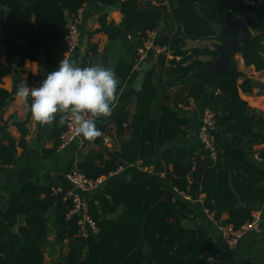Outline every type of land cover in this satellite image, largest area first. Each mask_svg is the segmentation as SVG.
<instances>
[{
	"label": "trees",
	"instance_id": "trees-1",
	"mask_svg": "<svg viewBox=\"0 0 264 264\" xmlns=\"http://www.w3.org/2000/svg\"><path fill=\"white\" fill-rule=\"evenodd\" d=\"M168 1L169 7L160 3V0H99L104 9L119 8L124 18L122 24L117 26L107 20L106 14L100 16V31L107 34L110 40L121 37L124 39L129 34L142 37L150 30H158L164 21L171 26V20L176 25V31L166 36H163L162 30L159 32V42L169 48L172 59L168 60L166 54H161L157 64L146 75L143 90L137 94L136 114L129 127L132 130L131 139L123 142L121 150L111 154L109 160L97 155L95 160L100 161L98 164L83 160L77 166L92 180L109 177L123 168L118 179L110 180L111 189L107 190V197L101 198L99 202L90 201V213L98 224V239L95 235L83 237L79 232L78 217L69 216L71 202H63L62 197L52 195L51 190L47 191L50 201H57L55 222L59 238L73 240L65 264H143L146 260L143 256L146 241L152 248L149 264H204L199 256L206 251H213L211 240L205 232L183 227L182 220L193 213L188 203L176 199L174 190L165 188V182L159 176L140 171L134 164L140 159L147 162L157 154L160 145L174 139L182 132V127L189 126L188 119L169 110H165L159 120L152 119V104L156 98L154 75L157 69L165 70L168 64H172L174 67L169 72H180L179 68L183 63L192 59L183 50L187 40L215 39L224 43L226 36L215 33L210 22L233 27L232 13L237 8L228 0ZM89 2L90 0H0V27L6 34V38L0 39V83L2 75L10 73L14 63L21 67L27 60L37 61L42 52L48 72L55 70L68 50V21ZM90 50L93 56L86 57L81 67L92 65L98 55L97 45H92ZM198 52L212 58L217 57V52L210 47L198 49L194 54ZM179 56L181 60L177 61L176 57ZM242 56L248 65L255 66L259 71L264 69V25L258 27L248 39ZM115 73L123 83L129 82L132 79L133 65L122 60ZM210 77L208 70L200 72L198 83L192 86L189 96L199 99ZM240 77L242 73L234 60L218 82L220 93L211 97L212 108L223 113L216 114L217 125L213 135L217 148L223 134L222 127L226 126L228 131L241 128L243 133H247L253 125L247 117V103L239 96ZM242 88L249 91L251 85L246 83ZM9 96L6 90L0 88V112ZM4 128L2 126V130ZM65 128L66 125L56 135L57 147ZM150 128L153 129L152 132L149 131ZM103 131L110 134L108 130ZM6 140L8 144L0 146V162L10 165L16 159V141L10 135L6 136ZM96 140L102 143L99 139ZM185 157V152L180 148H172L162 154L163 162L173 166V170L167 174V180L171 182L173 189L192 200L204 193L205 207L211 213L215 212V218L219 219L220 213L215 211L213 203L219 202L217 191L215 192L217 168L213 166L214 159L205 151L195 159L193 169V164L185 162ZM129 176L131 181H128ZM32 190L34 194L42 191L37 188ZM252 191L251 201L264 200V190ZM121 205L126 208L123 214L115 220L106 218L115 214ZM235 206L236 199L232 198V201L221 207L230 209V217L226 223L239 228L251 219V209ZM16 215L17 210L13 205L0 209V238L7 242L0 244V264H42L38 244L46 234L45 214L38 210L31 211L29 226L23 231L25 243L19 250H15L19 236L10 231ZM33 247L38 252L36 258L31 257ZM85 249L87 253L84 252Z\"/></svg>",
	"mask_w": 264,
	"mask_h": 264
},
{
	"label": "crops",
	"instance_id": "crops-1",
	"mask_svg": "<svg viewBox=\"0 0 264 264\" xmlns=\"http://www.w3.org/2000/svg\"><path fill=\"white\" fill-rule=\"evenodd\" d=\"M228 1L237 8V11L232 13V18L255 16L258 19L259 27L264 25V6H249L245 0ZM154 3L157 4L155 1ZM160 3L170 6L168 0H160ZM102 14H106L107 20L117 26H120L124 20L119 8H103L98 12H93L86 7L78 24L79 45L66 58L75 60L77 66L81 67L86 57L93 56V52L90 50L91 46L97 45L98 55L94 58L92 65L99 64L114 71L122 60L133 65L132 79L125 83L119 79V103L114 109L113 115L109 118H98L96 121L100 130H108L110 133V142L107 145L98 142V140L82 141L81 137H78L65 149L58 150L56 135L63 128V126H59L58 120L50 126H41L32 120L30 105L17 98L16 92L21 81L28 82L33 76L41 77V62L43 59L45 60L43 52L37 61L27 60L21 67H17L14 63L12 71L1 77L0 88L6 90L10 96L3 111L0 112V146L8 144L7 135L15 139L16 159L10 165L0 162V209L13 205L17 210L16 218L10 225V231L19 236L15 250H19L20 246L25 243L23 231L29 226L31 211L38 210L45 214L46 234L43 241L38 244L43 258L42 264H65L66 256L73 242L69 238H59V230L55 222L57 201L52 203L47 191L53 192L56 187L69 188L70 184L65 177L67 171L77 167L83 160L98 164L100 161L95 160L97 155L102 156L104 160H109L111 154L121 150L123 142L131 139L132 130L129 127L136 114L137 94L139 93L134 88V82L142 73L144 66V63H138L137 55L141 36L134 37L129 34L124 39L121 37L110 40L107 34L100 31L99 18ZM170 22H172L171 26H168L167 22H163L161 29L163 36L172 35L176 31L173 20ZM256 30H252L253 33ZM218 43L215 39L187 40L183 50H186L187 57L192 56V59L183 63V66L179 68L180 72L171 74L169 70L174 67L172 64H168L165 70L157 69L154 75L156 98L152 104V119L159 120L165 110H169L178 113L181 118L188 119L189 126L182 127V132L174 139L160 145L157 154L151 156L147 162L140 159L134 166L140 171L159 176L165 182V188L174 190L176 199L188 203L193 209V213L187 219L182 220V225L190 228L185 224V221H194L197 225L196 231L205 232L209 236L213 246L212 252L219 254L218 264H264V200H250L252 189L264 190V166L256 157H264V69L259 71L255 66L248 65L242 54L236 56L238 70L242 73V77L238 80L239 96L247 103V117L253 125L249 127L247 133H243L241 128L228 131L226 126L222 127L223 134L217 148L218 155L216 160H213V166L217 168L215 192L217 191L219 200V202L213 201V203L215 211L220 213L219 219L225 222L229 220L230 209L221 206L235 198V208H249L251 213L254 210L261 211L260 231L249 232L240 240L235 249H227L219 228L205 213L206 195L203 193L196 198L200 200L201 206L200 209H197L194 208L196 199H189L183 193L176 194L178 190L173 189L171 182L167 180V174L173 170V166L166 164L161 158L164 152L172 148H180L186 154L185 162L192 163L194 169L195 159L201 157L206 151L200 140L205 113L210 111L215 117L216 114H223L221 110H215L211 106V97L218 94V84L209 81L197 100L190 97L189 93L192 86L198 83L199 73L204 70L209 71L215 59L199 52L194 54L195 51L208 47L215 50V45ZM1 46L0 42V48ZM167 58L168 60L172 59L171 53L167 54ZM176 59L179 61L181 57H176ZM145 64H150L149 71L154 67V64L149 62H145ZM144 80L141 85L142 90ZM246 83L251 85V90L246 91L242 88ZM2 126L5 127L4 130H2ZM149 131L152 132L153 129L150 128ZM106 149H108L107 152ZM122 171L123 168L112 173L109 177H105L104 183L107 184L105 188L98 187L86 193L89 201L99 202L101 198L107 197V190L111 189L110 180L118 179ZM35 188L42 191L39 194H34L32 189ZM240 201L246 202V207L239 206ZM125 210V206L121 205L115 214L108 215L106 218L115 220ZM20 214L24 215L23 223H19ZM212 214L215 216L216 213L212 212ZM3 243L7 242L0 238V244ZM32 249L34 252L31 257L36 258L38 252L35 247ZM84 252L87 253V250L85 249ZM143 264H149V259H146Z\"/></svg>",
	"mask_w": 264,
	"mask_h": 264
},
{
	"label": "clouds",
	"instance_id": "clouds-1",
	"mask_svg": "<svg viewBox=\"0 0 264 264\" xmlns=\"http://www.w3.org/2000/svg\"><path fill=\"white\" fill-rule=\"evenodd\" d=\"M119 78L111 68L99 64L77 66L75 60L64 58L58 67L46 74L39 86L30 87L21 81L16 92L29 104L31 118L41 126H69L82 141L93 142L102 136L97 119L109 118L118 106Z\"/></svg>",
	"mask_w": 264,
	"mask_h": 264
},
{
	"label": "built area",
	"instance_id": "built-area-1",
	"mask_svg": "<svg viewBox=\"0 0 264 264\" xmlns=\"http://www.w3.org/2000/svg\"><path fill=\"white\" fill-rule=\"evenodd\" d=\"M245 3L253 7L264 6V0H245ZM88 7V4L82 6L78 12L72 15L68 21L67 29L68 34L66 37L68 43V50L65 53V57H68L79 45V33H78V24L81 19V16ZM242 18V17H241ZM246 19V18H243ZM160 34L159 31L154 29L147 32L146 35L141 37V42L139 44L137 55L138 63H151L157 64L161 54H168L169 48L167 46H162L159 43ZM43 79L40 76H33L27 82L30 87L39 86L40 82ZM30 105V98H29ZM216 117L215 115L208 111L205 113L203 118V124L200 131V140L206 150V152L214 159L217 158V146L216 139L213 135L216 130ZM102 136L99 137L101 142L104 145H107L110 142V136L103 130ZM78 137L73 128L66 125L64 132L60 136V144L58 150L65 149L69 144L74 142ZM264 166V157L256 156ZM66 180L70 184L69 188L56 187L52 194L54 196L62 197L63 202L70 201L71 209L69 216L78 217L79 232L83 237H89L90 235H96L98 232L97 221L92 217L90 213V201L86 197V193L100 187L104 183V178H99L97 180H92L88 178L84 173H82L77 167L72 168L71 170L65 173ZM79 190L80 192H77ZM191 199L189 196L187 197ZM199 199H196V202H199ZM205 213L210 216L211 220L219 228L223 241L226 245V248L229 250L235 249L242 238H244L249 232L260 231L261 224V211L254 210L251 213V219L244 223L241 227L236 228L230 223H226L221 219H216L215 216L205 207ZM205 264H218L219 254L207 251L199 256Z\"/></svg>",
	"mask_w": 264,
	"mask_h": 264
},
{
	"label": "water",
	"instance_id": "water-1",
	"mask_svg": "<svg viewBox=\"0 0 264 264\" xmlns=\"http://www.w3.org/2000/svg\"><path fill=\"white\" fill-rule=\"evenodd\" d=\"M28 3H25L27 5ZM88 9L93 12H98L102 8L99 0H90L88 3ZM234 26H221L216 22H210V26L213 31L217 34H223L226 36V41L224 43H218L215 45V51L217 52V57L214 59L212 66L209 68L210 72V81L213 84H218L220 79L224 76L229 65L235 60L236 56L243 54L248 39L254 34L252 30H256L259 27L258 19L255 16H249L246 19L241 17H233ZM162 26L159 27V32L161 31ZM0 38H6V34L3 31V28L0 27ZM42 74L41 78L44 79L48 73L46 62L43 59L42 62ZM150 69V64H145L142 68V73L138 75L136 81L134 82V88L137 92L142 90L141 85L144 80L146 73ZM220 93V89H218ZM169 144L167 145V147ZM128 181H131V177L128 178ZM106 183L100 185V188H105ZM77 192H80L77 190ZM178 194V192H176ZM239 206L246 207V202L240 201ZM199 202L194 204V208L200 209ZM24 215L20 214L19 223H23ZM185 224L193 230L197 229V225L194 221L187 220ZM95 238L98 239V235H95ZM143 256L145 259L151 258V246L148 241L144 243L143 246Z\"/></svg>",
	"mask_w": 264,
	"mask_h": 264
}]
</instances>
